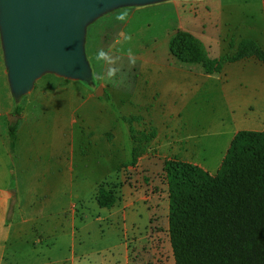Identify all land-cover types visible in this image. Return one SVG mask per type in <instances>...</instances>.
I'll use <instances>...</instances> for the list:
<instances>
[{"label":"crops","instance_id":"0c3cea01","mask_svg":"<svg viewBox=\"0 0 264 264\" xmlns=\"http://www.w3.org/2000/svg\"><path fill=\"white\" fill-rule=\"evenodd\" d=\"M254 9L260 12L262 20L255 19ZM131 15L119 25L122 28L118 35L129 45H137L135 28L141 21L161 18L171 23L165 36L154 42L157 45L152 53L143 51L152 49L153 44L137 47L141 52L134 57L140 62L136 68H123L115 57L113 65L121 66L117 67L120 71L108 78L107 69L96 71L102 62L93 63L91 75L96 74L103 95L108 94V105H101V96L82 87L76 79L45 86L42 91L48 100L43 115L49 111L54 114L46 120L33 114L32 118L28 116L30 104L27 103L21 115H16L17 122H13L18 123L14 149L10 144L9 121L5 124V118L15 111V106L5 114L0 112V264H68V254H53L58 249L63 251L68 244L72 258L76 248L87 256L79 248L81 243L77 245L76 223L69 227L67 188L72 185L69 181H78L79 176L82 178L88 173L89 165H98L99 154L108 156L114 151L109 137L115 131V107L121 108L126 116L140 115L155 122L159 119L187 122L196 111L202 112L198 107H205L212 83L222 91L232 88L230 84L236 80L251 89H264L261 62L228 63L221 73L207 75L201 65L186 64L171 56L172 37L168 32L175 29L188 33L211 47L234 35L263 44L264 0H165L145 4L132 10ZM130 29L132 33L128 34ZM204 29L207 35L200 34ZM164 44L168 45V51L163 50ZM133 79L146 85L145 99L140 95L138 101L136 93L132 92L135 90L131 85ZM36 88L35 85L33 91H29V96ZM59 98L64 100L66 109ZM231 101L233 99L225 100L226 103ZM142 106L152 108L143 110ZM105 110L107 114L103 113ZM85 145L96 152L93 153L97 154L96 161H90L85 155ZM187 163L208 172L203 163ZM23 245L29 250L26 256L18 252ZM41 246L47 250L41 252Z\"/></svg>","mask_w":264,"mask_h":264},{"label":"rangeland","instance_id":"374dc122","mask_svg":"<svg viewBox=\"0 0 264 264\" xmlns=\"http://www.w3.org/2000/svg\"><path fill=\"white\" fill-rule=\"evenodd\" d=\"M142 7L145 5L121 4L90 19L83 38V53L90 69L93 63L101 61L97 59V52L101 49L109 52L114 59L118 58L123 68H136L140 65L134 58L141 52L137 49L138 46L145 48L153 44L152 49H145L144 53L155 50L154 46L157 44L154 42L165 36L171 22H163L161 18L141 21L135 28L136 46H131L118 37L122 28L119 25L132 16V10ZM253 12L255 19H263L256 9ZM1 24L0 7V112L12 111L18 104L24 108L29 103L28 116L38 115L46 120L54 113L49 111L43 115L44 104L48 100L43 94V87L64 83L73 78L46 71L36 80L33 87L36 85L37 88L33 94L29 96L33 91L31 90L18 98L11 86ZM168 32L171 40L179 33L175 29ZM206 32L208 31L204 29L200 34L207 35ZM131 33L132 30L128 34ZM261 34H264L262 28ZM197 40L202 53L212 60L222 59L224 67L233 63L235 57L250 54L254 50L253 54L260 50L262 56L242 61H259L264 64V43L259 44L235 35L213 44L212 47ZM118 41L120 44L116 43ZM163 48L168 51V45L164 44ZM129 53L135 60L134 64L130 63ZM101 62L102 65L96 67L97 72L108 67H121ZM76 80L95 94L101 90L96 74ZM131 85L135 88L132 92L136 93L138 101L140 95L145 99L147 91L144 82L133 79ZM230 87L232 88L222 91L212 83L205 107H198L202 112L196 111L187 122L160 119L155 122L140 115L126 116L121 108L115 107V131L109 137L114 144V151L108 156L99 154L98 165H89L88 173H84L82 178L79 176L78 181H69L72 185L69 184L67 188L69 227L76 223L79 230L77 245L81 243L79 248L87 256L76 248L72 258L69 244L63 251L58 249L53 254H68V264H176L169 234V187L164 172L166 165L174 161H198L214 175L220 169L234 135L241 131H264V89H251L238 80L232 81ZM107 95L99 98L101 105L109 104ZM226 99L233 101L226 103ZM61 102L66 109L64 100L59 98V103ZM141 108L150 110L152 107ZM14 112L7 113L5 124L10 122V117H16ZM103 113L107 114V111ZM201 116H205V119ZM11 120L14 122L13 118ZM91 148L85 145L84 152L94 162L97 154H93L96 152H91ZM102 191L112 193L117 199L113 207L98 206V195ZM64 198L62 193V200ZM40 248L41 252L47 250L42 249V246ZM18 252L26 256L29 250L23 245ZM40 260H44V257H40Z\"/></svg>","mask_w":264,"mask_h":264},{"label":"trees","instance_id":"16d2710c","mask_svg":"<svg viewBox=\"0 0 264 264\" xmlns=\"http://www.w3.org/2000/svg\"><path fill=\"white\" fill-rule=\"evenodd\" d=\"M254 52L233 62L262 56ZM170 53L183 63L201 65L207 75L224 68L222 59L207 58L198 40L185 32L171 40ZM22 110L17 106L14 113L20 116ZM7 126L14 149L18 123ZM164 172L176 264H264V131L238 132L215 175L182 161L167 164ZM116 201L104 191L97 199L101 208Z\"/></svg>","mask_w":264,"mask_h":264},{"label":"water","instance_id":"95a60500","mask_svg":"<svg viewBox=\"0 0 264 264\" xmlns=\"http://www.w3.org/2000/svg\"><path fill=\"white\" fill-rule=\"evenodd\" d=\"M161 1L165 0H0L1 29L15 95L29 92L46 71L73 79L91 77L83 53L90 19L117 5ZM12 118L17 122L16 116L10 117V123Z\"/></svg>","mask_w":264,"mask_h":264},{"label":"clouds","instance_id":"9594fccd","mask_svg":"<svg viewBox=\"0 0 264 264\" xmlns=\"http://www.w3.org/2000/svg\"><path fill=\"white\" fill-rule=\"evenodd\" d=\"M129 56H130V63L134 64L135 60L133 58H131V53H129ZM97 59L104 61L107 65H112L115 62L113 60V57L110 55V53L104 51L103 49H101L97 52ZM118 71H119V69L116 67H108L106 70V76L108 78H112V77L116 76Z\"/></svg>","mask_w":264,"mask_h":264}]
</instances>
